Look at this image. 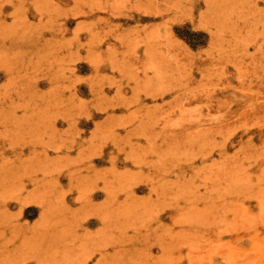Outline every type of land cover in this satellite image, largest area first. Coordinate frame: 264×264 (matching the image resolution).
<instances>
[{"label":"rangeland","instance_id":"rangeland-1","mask_svg":"<svg viewBox=\"0 0 264 264\" xmlns=\"http://www.w3.org/2000/svg\"><path fill=\"white\" fill-rule=\"evenodd\" d=\"M1 222L6 264H264V0H0Z\"/></svg>","mask_w":264,"mask_h":264},{"label":"bare ground","instance_id":"bare-ground-1","mask_svg":"<svg viewBox=\"0 0 264 264\" xmlns=\"http://www.w3.org/2000/svg\"><path fill=\"white\" fill-rule=\"evenodd\" d=\"M125 168H127V167H125ZM162 195H163V192H162ZM109 202H112V201H109ZM120 205H122L121 202H120ZM1 224L3 225L2 222L0 223V226H2ZM103 225L106 226L107 225V222H103ZM8 242H10V241L6 240V241H3V242L0 243V264H6V262L8 261L9 254L12 253V251H14L15 248L16 249L19 248L18 245H16V246L15 245L14 246L12 245L14 248H11L10 249L9 248L10 246H9Z\"/></svg>","mask_w":264,"mask_h":264}]
</instances>
